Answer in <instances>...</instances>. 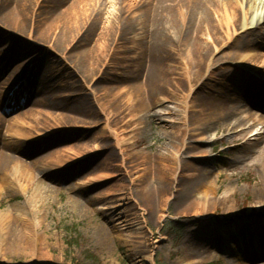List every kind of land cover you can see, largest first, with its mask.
Masks as SVG:
<instances>
[{"label": "bare ground", "instance_id": "bare-ground-1", "mask_svg": "<svg viewBox=\"0 0 264 264\" xmlns=\"http://www.w3.org/2000/svg\"><path fill=\"white\" fill-rule=\"evenodd\" d=\"M43 10L54 15L48 17L51 25L44 32L45 38L48 36L51 41L46 51L55 49L68 63L70 76L76 80L75 90L66 96H55V92L41 88V81L31 78L32 75L19 78L16 72H11V61L1 56L0 71L8 70V75L0 82V89L16 81L17 85L36 92L38 97L30 103L33 105L35 101L34 106L49 117L55 111L62 112L58 119L70 129L60 125L55 131V127H50L46 132H51L46 135L36 127V137L24 131L3 136L0 131V190L18 184L27 193L37 176L44 172L42 162L55 158L57 153L74 156V163L67 165V169L84 164L88 157L82 156L92 148L85 143L89 136L95 142L110 143L92 148L96 159L98 152L114 157L124 147L118 135L119 107L123 101L119 84H125V92L131 97L129 104L136 110L141 108L143 114L170 103L164 94L168 92V84H172L185 91L183 100L175 104L176 109L183 108L185 113L183 130L172 134V151L150 157L149 161L158 162V172L143 177L142 196L136 200L140 205L147 204L146 212L152 217L157 215L171 191L173 198L170 196L167 204L171 200H176L178 205L189 203L194 217L200 215L199 206L205 211L210 205L228 204L229 196L218 198L221 173L207 166L211 152L204 151L203 147L212 143L215 128L227 127L228 136L237 140H242L252 127L262 126L264 130V0H0V15L3 14L0 19L9 18L11 22L23 19L29 12ZM13 53L14 47L3 52L7 58ZM30 65L33 70L39 67L37 63ZM222 74L227 79L219 84L217 76ZM108 78H112L109 83ZM103 82L108 83L107 87H99ZM202 86L208 91L198 90ZM59 88H64L61 82ZM108 107L114 110L113 121L107 115ZM169 114L174 115L171 111ZM249 123L252 126L246 127ZM27 128L34 129L32 124H27ZM69 135L77 144L67 151L68 147L60 143ZM253 136L257 137L254 139L257 143L264 137V131ZM49 137H52L50 142L46 140ZM47 145L54 147L29 165L14 160L9 154L27 147H36L35 154H38ZM260 155L264 156V149ZM106 165L100 161L94 170H104ZM175 171L178 176L172 179ZM106 183L90 182L87 190ZM86 184L80 180L73 186ZM262 188L260 193L264 197V185ZM43 191L38 187L27 198L33 216L24 210L22 219L17 220L26 234V252H20L34 258L39 254L42 239L35 234L37 227L32 217L37 212L31 207L38 209V203L44 199ZM121 195L102 194L90 197V201L118 203L126 200ZM125 223L114 224L113 232H121L123 228L142 231L146 221L135 218ZM244 224L248 223H239L238 230L223 224L214 227L210 234L200 233L188 242L181 263L191 260L184 264H198L195 260L206 259L217 243L224 244V251L229 250L238 264H245L241 258L249 250L256 255L254 260L263 259L264 221L252 228H244ZM21 239L11 214L2 213L0 251L6 246L21 247ZM100 239L102 245L109 244L108 234L102 233ZM45 256L49 257V251ZM143 261L155 264L152 256L143 257Z\"/></svg>", "mask_w": 264, "mask_h": 264}, {"label": "rangeland", "instance_id": "rangeland-1", "mask_svg": "<svg viewBox=\"0 0 264 264\" xmlns=\"http://www.w3.org/2000/svg\"><path fill=\"white\" fill-rule=\"evenodd\" d=\"M53 16L51 12L43 10L29 12L17 22L1 18L0 26L3 29H0V56L11 61V72H16L19 78L30 74L31 78L42 82L39 84L41 88L55 92V96H66L75 90L73 84L76 80L70 76L68 63L60 58L55 49L49 53L46 51L48 42L51 41L48 36L45 38L44 32L47 26L51 25L48 17ZM9 47H14V53L7 58L3 52ZM39 55L40 58L37 59ZM49 58L53 60L52 64L49 63ZM27 61L37 63L39 67L36 66L33 70L31 63L28 64ZM7 75L8 70L0 71V82ZM226 77L224 74L217 76L218 83H224ZM110 81L112 78H108L107 82ZM60 82L64 87L62 90L59 88ZM107 82H103L99 87H107ZM168 86L164 97L170 103L143 114L141 108L136 110L129 104L130 94L125 92L124 83L119 84L123 90V101L119 107L121 122L118 135L124 147L122 152L114 153V157L107 152H98L99 158L96 159V155L91 153L92 148L110 143L95 142L92 136H89L85 143H89L92 148L82 156L88 157L84 164L80 163L67 169V165L74 163V156L67 152L57 153L55 158L42 162L44 172L41 175L38 172L36 183L27 193L18 184H11L10 187L0 190V219L2 213H10L13 224L16 223L17 234L22 237L21 247H3L4 250L0 251V264H146L143 257L149 256L153 257L155 264H184L191 261L181 263L188 242L195 240L200 233L206 231L204 233L210 234L214 227L223 224L238 230L241 222L248 223L244 224V228H252L264 221V197L260 193L264 185V156L260 155V151L264 149V137L255 143L254 139L257 137L253 136L264 131L262 126L252 127L242 140L228 136L225 132L227 127L215 128L216 135H211L212 143L203 147L204 151L211 152L207 166L221 173L218 198L229 196L228 204L210 205L205 211L199 206L197 209L200 215L194 217L189 203L178 205L176 200H171L167 204V199H170V196L173 198L171 191L165 196L157 215L152 217L146 212L147 204L140 205L137 202L136 198L142 196L143 177L158 172V162L149 161L150 157L172 151V134L176 130H183L185 113L183 108L176 109L175 104L183 100L185 91L182 92L177 85ZM200 89L202 92L208 91L205 86L198 88ZM0 96V122L3 121L0 123V131L3 136L24 131L23 133L36 137V127L43 129L45 134L51 132H46L50 127H55V131L60 125L64 129L69 127L58 119L62 112L55 111L54 116L49 117L39 107L34 106L35 101L32 105L30 102L38 95L27 87L17 85L16 81L1 88ZM113 111L108 107L107 115L112 121L115 114ZM170 111L174 115L169 114ZM250 112L252 111L249 110ZM27 124H32L34 129L29 130ZM251 126L252 123H249L246 127ZM52 137L46 140L50 142ZM183 138L182 136V140ZM73 139V136L68 137L60 144L68 147L67 150L77 144ZM53 147L43 146L38 154H35L36 147L12 150L9 154L14 160L29 165ZM82 157L79 159H83ZM100 161L106 162L107 168L94 170ZM116 165L118 167H115ZM177 176L176 171L172 173V179ZM80 180L87 182L88 186H73ZM100 181L108 183L87 190L90 182L94 184ZM38 187L44 190V199L38 203V209H31L37 212L32 218L37 227L35 234L42 240L39 254L34 258L30 254L20 252L25 251L26 234L22 223L17 220L22 219L24 210L33 216L27 206V198L32 196ZM118 193L122 194L120 198L126 200L111 204L90 201V197ZM135 218L146 221L142 231L123 228L121 232H113L114 224L125 225V221ZM102 233L109 235V244H101ZM224 248V244L217 243L215 248L210 249L212 254H207L206 259L195 262L238 264L229 250L225 252ZM48 251L49 257H46L45 253ZM246 254L245 258L240 257L242 263L264 264V258L254 260L253 256L256 255L252 254V250Z\"/></svg>", "mask_w": 264, "mask_h": 264}]
</instances>
